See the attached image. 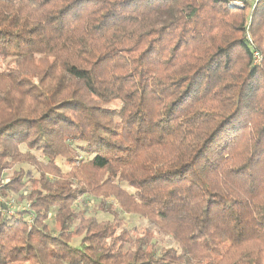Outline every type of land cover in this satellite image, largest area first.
I'll return each instance as SVG.
<instances>
[{"label":"trees","instance_id":"obj_1","mask_svg":"<svg viewBox=\"0 0 264 264\" xmlns=\"http://www.w3.org/2000/svg\"><path fill=\"white\" fill-rule=\"evenodd\" d=\"M0 195V264H264V0H0Z\"/></svg>","mask_w":264,"mask_h":264},{"label":"rangeland","instance_id":"obj_2","mask_svg":"<svg viewBox=\"0 0 264 264\" xmlns=\"http://www.w3.org/2000/svg\"><path fill=\"white\" fill-rule=\"evenodd\" d=\"M11 173H12V170H9V171H6V172H5V175H6V176H10ZM86 202H88L87 204H88L89 209L97 208V207H98V204H99L98 201L90 200V199H86ZM107 202H108V203H111V200L108 199ZM125 220H126L127 222H129L128 224H132V223L135 222V223H137L138 225H141V226H144V225H145V222H143L142 220H139V221H138L137 219H135V218H130V217H128V216L125 217ZM49 224H50V227L53 228V222H52V220L49 222ZM77 242H78L77 240H74V241H72L71 245L74 246V247H77V246H78Z\"/></svg>","mask_w":264,"mask_h":264},{"label":"built area","instance_id":"obj_3","mask_svg":"<svg viewBox=\"0 0 264 264\" xmlns=\"http://www.w3.org/2000/svg\"><path fill=\"white\" fill-rule=\"evenodd\" d=\"M259 62H260L259 54L257 52H253V63L254 64H258ZM1 201H2V197L0 195V202ZM24 207L27 208L28 206H24ZM12 209H13V205L12 204H9V211L7 212L8 215H11L12 214Z\"/></svg>","mask_w":264,"mask_h":264}]
</instances>
